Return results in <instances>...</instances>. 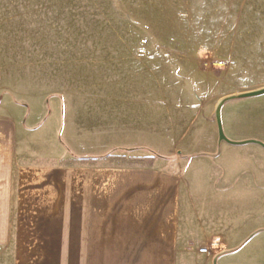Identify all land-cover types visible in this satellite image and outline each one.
Listing matches in <instances>:
<instances>
[{"label":"rangeland","instance_id":"1","mask_svg":"<svg viewBox=\"0 0 264 264\" xmlns=\"http://www.w3.org/2000/svg\"><path fill=\"white\" fill-rule=\"evenodd\" d=\"M261 89L264 0H0V97H60L65 134L77 142L82 130L102 132L106 142L146 134L158 154L177 159L219 130L220 103L231 98L245 103L230 121L236 103L226 105L222 125L241 131L234 140L264 142V94L240 97ZM226 145L238 148L228 154L232 176L244 171L231 192L237 211L229 216L241 240L230 255L259 261L264 179L256 184L251 174L264 160L249 155L256 144ZM126 158L119 163H137ZM0 264H13L6 251Z\"/></svg>","mask_w":264,"mask_h":264},{"label":"crops","instance_id":"2","mask_svg":"<svg viewBox=\"0 0 264 264\" xmlns=\"http://www.w3.org/2000/svg\"><path fill=\"white\" fill-rule=\"evenodd\" d=\"M224 102L221 119L236 103L228 121L245 103ZM63 104L36 93L0 97V250L13 264H264L230 255L241 240L229 216L231 192L242 187L244 171L232 176L228 157L238 148L224 146L256 144L249 155L259 161L263 141H235L241 131L222 125L227 141L215 130L177 159L158 154L146 134L106 142L102 132L82 130L73 134L77 142L65 134ZM126 157L154 160L119 163ZM256 166L251 177L259 184L264 166ZM204 247L209 254L199 252Z\"/></svg>","mask_w":264,"mask_h":264},{"label":"water","instance_id":"3","mask_svg":"<svg viewBox=\"0 0 264 264\" xmlns=\"http://www.w3.org/2000/svg\"><path fill=\"white\" fill-rule=\"evenodd\" d=\"M263 94H264V89H261V90H257V91H254V92H250V93L241 95L240 97H244V96H248V97H252L253 96L254 97V96H259V95H263ZM222 104H220V108H219L218 115H217L218 126H219V134H220V140L221 141H227V139H226V137L224 135V132H223L221 118H220V109H221Z\"/></svg>","mask_w":264,"mask_h":264},{"label":"trees","instance_id":"4","mask_svg":"<svg viewBox=\"0 0 264 264\" xmlns=\"http://www.w3.org/2000/svg\"><path fill=\"white\" fill-rule=\"evenodd\" d=\"M135 160H137V163H144L145 161H151V163L153 162V158H134Z\"/></svg>","mask_w":264,"mask_h":264},{"label":"built area","instance_id":"5","mask_svg":"<svg viewBox=\"0 0 264 264\" xmlns=\"http://www.w3.org/2000/svg\"><path fill=\"white\" fill-rule=\"evenodd\" d=\"M213 248H214V247H213ZM210 250H211V248H209V247H204V248H201V249L199 250V252L202 253V254H209V253H210Z\"/></svg>","mask_w":264,"mask_h":264}]
</instances>
